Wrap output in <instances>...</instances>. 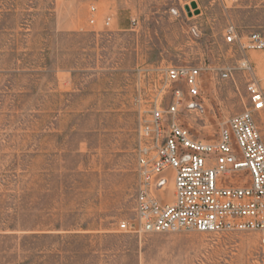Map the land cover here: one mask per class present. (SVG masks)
Wrapping results in <instances>:
<instances>
[{"label": "rangeland", "instance_id": "1", "mask_svg": "<svg viewBox=\"0 0 264 264\" xmlns=\"http://www.w3.org/2000/svg\"><path fill=\"white\" fill-rule=\"evenodd\" d=\"M261 1L106 0L110 24L84 26L88 7L70 0H0V264H264L253 232L118 230L133 217L139 119L163 69L211 67L203 116L183 120L216 137L249 105L241 71L217 75L242 56L224 28L264 35ZM245 56L264 91V49ZM257 121L264 136V111Z\"/></svg>", "mask_w": 264, "mask_h": 264}, {"label": "built area", "instance_id": "2", "mask_svg": "<svg viewBox=\"0 0 264 264\" xmlns=\"http://www.w3.org/2000/svg\"><path fill=\"white\" fill-rule=\"evenodd\" d=\"M95 1L87 5L90 23L96 21ZM210 1L227 8L235 0ZM261 6L264 9V0ZM110 22V17L103 19L105 26ZM223 38L242 56L236 66L218 68L217 75L228 80L232 70L241 71L249 105L221 123L216 137H198L183 116L188 112L203 116V78L211 67L202 63L165 67L159 97L139 119L133 217L122 220L119 231L253 232L264 249V136L257 121L264 111V91L245 56L264 49V35L254 31L244 37L228 22ZM170 174L171 197L158 199L156 193L168 188Z\"/></svg>", "mask_w": 264, "mask_h": 264}, {"label": "crops", "instance_id": "3", "mask_svg": "<svg viewBox=\"0 0 264 264\" xmlns=\"http://www.w3.org/2000/svg\"><path fill=\"white\" fill-rule=\"evenodd\" d=\"M72 3H75L77 5H82V6H87L90 0H70ZM106 2V0H96L95 4L97 7V10L94 14V18L96 19V21L94 23H90L89 22V18H90V14L88 13H84V17L86 16V19L83 22V25H87V23H89L90 25H97L99 22H101V20L105 17V13H104V7H102V5H104ZM112 21V19H111Z\"/></svg>", "mask_w": 264, "mask_h": 264}]
</instances>
